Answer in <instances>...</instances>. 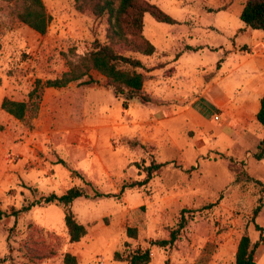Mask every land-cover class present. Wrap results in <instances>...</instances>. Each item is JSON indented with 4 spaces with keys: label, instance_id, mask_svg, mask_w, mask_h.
<instances>
[{
    "label": "rangeland",
    "instance_id": "1",
    "mask_svg": "<svg viewBox=\"0 0 264 264\" xmlns=\"http://www.w3.org/2000/svg\"><path fill=\"white\" fill-rule=\"evenodd\" d=\"M43 1L50 23L40 34L0 0V103L26 100L36 79L59 76L104 41L105 17L77 10L73 0ZM243 1L150 0L177 23L144 14L143 35L156 50L137 57L146 67L164 63L147 73L144 92L171 103L153 107L159 103L153 99L146 109L131 102L129 112L92 70L96 84L43 88L33 118L18 120L0 108V264H64L65 252L77 264H126L136 248L150 250L149 264H233L243 234L252 242L264 238V158H255L264 136L255 117L264 94V31L240 20ZM239 41L247 45L241 51L234 49ZM128 115L144 125L130 127ZM30 135L34 145L27 149ZM152 160L165 165L144 186L93 197V188L118 193L124 182L143 179ZM73 170L80 176L70 178ZM74 184L89 194L72 203L86 226L77 242H69L55 204L11 214ZM172 232V244L157 243ZM255 260L264 264V241Z\"/></svg>",
    "mask_w": 264,
    "mask_h": 264
},
{
    "label": "trees",
    "instance_id": "2",
    "mask_svg": "<svg viewBox=\"0 0 264 264\" xmlns=\"http://www.w3.org/2000/svg\"><path fill=\"white\" fill-rule=\"evenodd\" d=\"M2 1L12 4V14L18 22L40 34L46 32L50 23V15L43 0ZM73 2L79 11L86 10L96 18L105 17L107 25L104 41L96 40L89 52L81 55L59 76L45 81L36 79L34 86L27 94L26 100L4 97L1 100L0 108L13 118L18 120L33 118L39 110L43 88H62L74 81H80L85 85L98 83L91 75L92 70L103 77V85L109 87L115 97L122 99L121 105L124 108L131 102L144 105L153 102V98L143 91L144 81L147 73L162 68L164 63L146 67L137 57L139 54L152 55L156 50L154 44L143 35L144 14L148 13L154 20L167 24L177 23V20L150 0H73ZM239 18L247 27L264 31V0H244ZM85 77L86 79H84ZM255 117L264 126V94L260 98L259 109ZM257 149L255 158H264V136ZM56 163L66 166V162L61 158H58ZM164 165L165 163L152 160L149 165L143 168L145 172L143 179L124 182L118 193H101L93 188V197H117L127 187L144 186L153 174L160 171ZM71 175L80 176L74 170L71 171ZM247 179L253 180L256 184L262 183L261 180L250 176H247ZM86 183L91 185L89 182ZM82 196L87 197L89 194L82 187L74 184L60 194L55 192L41 194L37 200L23 205L11 214L18 216V214L28 211L35 205L55 204L63 210V222L69 242H77L86 234V226L79 222L72 209V203L76 198ZM260 207L261 205L258 204L254 208L253 221ZM3 215L4 213L0 211V219ZM255 226L259 231H262L260 226L257 224ZM127 233L135 237L136 230L135 228H128ZM175 239L176 233L172 232L169 239L160 240L157 243L166 246L172 244ZM262 241L264 238L261 235L258 240L252 242L248 235L243 234L237 243L233 264H256V250ZM115 256L119 257L118 252ZM123 260L126 261V264H149L151 261L150 250L148 248L131 249ZM63 263L77 264V258L74 254L65 252Z\"/></svg>",
    "mask_w": 264,
    "mask_h": 264
},
{
    "label": "crops",
    "instance_id": "3",
    "mask_svg": "<svg viewBox=\"0 0 264 264\" xmlns=\"http://www.w3.org/2000/svg\"><path fill=\"white\" fill-rule=\"evenodd\" d=\"M250 28V27H249ZM239 31H241V32H244V31H246V32H249V30H246V27L244 28V27H242V29L241 28H239ZM238 31V32H239ZM249 33H251V32H249ZM240 43H238V42H235V45H234V49H237L238 51H241V47H247V45L245 44V42L244 41H239ZM262 47V48H261ZM259 48H261L260 50L261 51H264V46H259ZM145 83L146 82H144V85H143V91H145L144 89H145ZM145 93H147V94H149L150 96H151V94L150 93H148V92H145ZM153 99H155V100H158L159 101V103L158 104H155L154 103V105H153V107H161L162 105H164V103H171V101H172V99H163V98H160V97H155V96H151ZM214 100H215V102H216V104H218V106L220 107L221 105L223 106L225 103H224V101H222V100H219V99H217V98H214ZM163 103V104H162ZM259 103H260V101H259ZM131 104H133V103H131ZM129 105V104H128ZM144 105V104H143ZM148 105V104H147ZM147 105H144L145 106V108L146 107H148ZM133 106H134V104H133ZM133 106H131V107H133ZM123 107V106H122ZM130 107V109L128 108V106L126 107V108H128L129 109V112H131L132 111V108ZM124 108V107H123ZM125 108V109H126ZM146 109H148V108H146ZM258 111V109H256V111H255V114H256V112ZM148 112H149V110H148ZM144 117V116H143ZM128 118H129V120L130 121H133V122H131L129 125H130V127H135L136 125H139V126H141V125H144L143 123H145L144 122V120H141V119H139V120H137V121H134V118L131 116V115H128ZM145 118V117H144ZM111 125H114V124H109V127H107V128H110L111 127ZM98 128H101L100 127V125H98ZM159 128V127H158ZM139 130V129H138ZM142 139H143V141H146V140H148L145 136H143L142 137ZM25 142V143H24ZM34 145V140H33V138H32V136L30 135L29 137H26V139H25V141H23V145L27 148V149H29V145ZM61 167H63V166H61ZM64 168V167H63ZM65 171V170H64ZM69 177L71 178L72 176H71V173L69 174ZM55 181V178L53 179V182ZM68 187H70V186H67L64 190H63V192L68 188ZM63 192H61V193H63Z\"/></svg>",
    "mask_w": 264,
    "mask_h": 264
},
{
    "label": "built area",
    "instance_id": "4",
    "mask_svg": "<svg viewBox=\"0 0 264 264\" xmlns=\"http://www.w3.org/2000/svg\"><path fill=\"white\" fill-rule=\"evenodd\" d=\"M215 118H217V116H215ZM8 159H9V160H15V159H16V156L13 155V154H10V155L8 156Z\"/></svg>",
    "mask_w": 264,
    "mask_h": 264
}]
</instances>
